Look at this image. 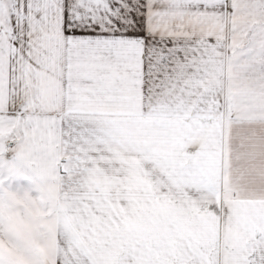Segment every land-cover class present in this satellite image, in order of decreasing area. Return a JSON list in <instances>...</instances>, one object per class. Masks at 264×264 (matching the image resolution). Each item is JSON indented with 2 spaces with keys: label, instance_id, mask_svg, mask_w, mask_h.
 I'll return each mask as SVG.
<instances>
[{
  "label": "snow or ice",
  "instance_id": "6c2138e0",
  "mask_svg": "<svg viewBox=\"0 0 264 264\" xmlns=\"http://www.w3.org/2000/svg\"><path fill=\"white\" fill-rule=\"evenodd\" d=\"M0 264H264V0H0Z\"/></svg>",
  "mask_w": 264,
  "mask_h": 264
}]
</instances>
